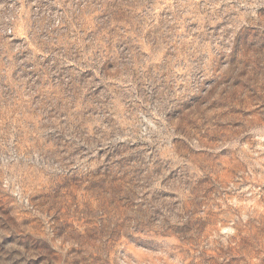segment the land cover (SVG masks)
Segmentation results:
<instances>
[{"label": "rangeland", "instance_id": "374dc122", "mask_svg": "<svg viewBox=\"0 0 264 264\" xmlns=\"http://www.w3.org/2000/svg\"><path fill=\"white\" fill-rule=\"evenodd\" d=\"M0 264H264V0H0Z\"/></svg>", "mask_w": 264, "mask_h": 264}]
</instances>
